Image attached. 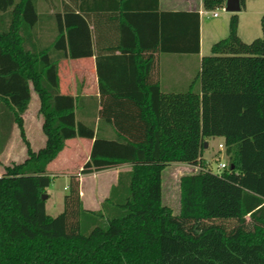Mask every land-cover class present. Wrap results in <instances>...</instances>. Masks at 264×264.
Wrapping results in <instances>:
<instances>
[{
    "label": "trees",
    "instance_id": "trees-1",
    "mask_svg": "<svg viewBox=\"0 0 264 264\" xmlns=\"http://www.w3.org/2000/svg\"><path fill=\"white\" fill-rule=\"evenodd\" d=\"M225 4L203 0L207 11ZM135 14L121 13L118 48L139 56L131 77L138 90L105 91L99 71L102 94L123 95L135 106L83 109L81 96L62 94L59 63L94 54L89 13H57L55 42L37 47L28 40L41 18L36 0H0V264H264V15L263 35L246 42L232 14L229 35L201 60L196 87L166 92L148 83L153 53L140 55L178 49L150 42ZM194 16L196 45L183 52L200 53L199 12ZM33 91L46 138L38 150L24 118ZM98 117L115 137L85 120ZM15 126L27 158L4 166ZM77 137L94 140L90 158L71 176L64 211L51 216L43 198L55 178L48 166ZM214 137L224 138L229 157L216 173L204 157ZM173 163L199 167L180 178L178 214L163 202V171ZM124 164L130 169L120 171L101 208L87 209L80 175Z\"/></svg>",
    "mask_w": 264,
    "mask_h": 264
},
{
    "label": "crops",
    "instance_id": "crops-1",
    "mask_svg": "<svg viewBox=\"0 0 264 264\" xmlns=\"http://www.w3.org/2000/svg\"><path fill=\"white\" fill-rule=\"evenodd\" d=\"M36 8L41 18L34 28L28 31V40L29 43H34L37 47L48 43L53 45L55 42L59 25L57 13L63 14L66 11L89 13L88 20L92 30L94 54L81 58H64L60 61V90L62 94L81 96L83 109L97 106L99 110L105 106L117 109L126 106L134 107L136 104L132 99L123 95L117 96L108 92L102 94L100 89L99 71L101 70L105 79V91L138 90L135 80L133 81L131 78L136 72L133 60L137 55L134 54V57L131 56L132 54L123 55L118 48V45L124 41V34L121 31V13H136L135 17L139 20L138 25L147 29L150 42L158 41L160 46L165 49H178H161L140 55L142 59L153 56L155 63L150 72L148 83H158L166 92H180L193 86L196 87V76L201 60L207 56L204 48L206 37L210 40L212 51L216 42L225 37L226 33L229 35L231 18L221 17L220 14L217 16L207 15L210 13L204 9L203 0H36ZM198 12L200 14V53L183 52L180 48H195L196 22L194 14ZM206 15L207 18H213V23H209V21L205 23ZM84 16L87 17L86 14ZM130 42L131 39L128 40V43ZM151 53H153L152 56ZM108 85H111L113 89H108L106 87ZM25 115L24 118H26ZM85 120H93L96 132L101 136L108 138L116 136L114 127L99 117ZM27 122L28 119H25L26 128ZM38 123L41 134L43 119H39ZM14 135L13 131L12 138L6 146L7 156H15L17 149L21 155L26 156L27 146L24 144L20 147L17 144L16 147ZM27 136L32 144L29 131ZM41 138L42 136L40 142ZM43 138L45 143V135ZM220 138H222L221 144H223L224 138ZM93 143V139L82 137L68 140L65 145L67 149L64 147L58 158L49 164L48 172L51 175H56V173L74 175L75 172L71 171L81 170L85 162L89 160ZM25 159L26 157L21 161ZM12 160L17 161L14 158ZM73 164L76 165L71 168ZM171 165L178 171L191 166L186 163ZM129 169L130 165L124 164L117 168L81 175V195L84 206L87 209L99 210L111 188L117 184L120 171Z\"/></svg>",
    "mask_w": 264,
    "mask_h": 264
},
{
    "label": "rangeland",
    "instance_id": "rangeland-1",
    "mask_svg": "<svg viewBox=\"0 0 264 264\" xmlns=\"http://www.w3.org/2000/svg\"><path fill=\"white\" fill-rule=\"evenodd\" d=\"M214 12H218V14L221 15V17H231L232 14L228 12L225 8L217 9L214 11H209L210 14H207L211 16ZM240 16V25H239V34L240 37L246 41L251 42L256 38H259L263 35L262 26H261V18L264 15V0H246L245 6L242 8L240 12L237 13ZM205 16V23L209 21V23H213V18H207L208 16ZM215 19V18H214ZM228 36V33H226L225 37ZM222 38V37H221ZM222 38V39H223ZM210 40L206 37L205 40V51L207 55H211L212 51L210 49ZM33 100L31 101L30 108L28 110V113L25 115V119H28L27 122V135L28 131L32 139L33 147L38 149L41 148L45 143L43 142V131L40 134V129L38 126L39 119H43L39 113L38 108L40 105L39 96L38 94L33 91ZM42 124V121H41ZM15 132V141L14 144L17 147V144L22 147L24 146V141L22 140L20 136V132L17 126L14 128ZM41 138V142L40 137ZM13 137V138H14ZM46 141V139H45ZM222 138L220 137H214L209 140V145L206 147L204 152V157L208 163V167L213 170L215 173L220 172V164L225 162L229 164V157L226 154V149L221 148L220 144L222 143ZM67 149V147H65ZM6 147L2 154V160L3 164L8 165L9 163L16 161L12 160V158L17 159L18 162H20L23 158H27V154L21 155L19 152V149L16 150L15 156L8 157L6 153ZM55 165V164H54ZM76 164H73L71 168H73ZM190 168V167H189ZM2 171L4 172V168H2ZM79 171H71L75 172L74 174L79 173ZM176 171V172H175ZM175 172V173H174ZM195 171H190L189 169H179L176 170L175 167L172 165L167 166L163 171V202L166 205H169L174 213L178 214L180 212L181 207V190H180V178L182 175L186 173H192ZM174 173V174H173ZM54 175V174H53ZM84 175V174H82ZM54 181L51 184V186L48 188L47 193L44 195H47V212L51 216H57L60 213L64 211V199L66 194L69 192V185L71 181V175H66L64 173H60L54 175ZM81 177V175H80ZM79 177V179H80ZM81 181V180H80Z\"/></svg>",
    "mask_w": 264,
    "mask_h": 264
},
{
    "label": "water",
    "instance_id": "water-1",
    "mask_svg": "<svg viewBox=\"0 0 264 264\" xmlns=\"http://www.w3.org/2000/svg\"><path fill=\"white\" fill-rule=\"evenodd\" d=\"M242 0H226L225 9L231 13H238L242 10ZM208 141L205 143V146L208 147ZM47 195H43V198L46 199Z\"/></svg>",
    "mask_w": 264,
    "mask_h": 264
},
{
    "label": "built area",
    "instance_id": "built-area-1",
    "mask_svg": "<svg viewBox=\"0 0 264 264\" xmlns=\"http://www.w3.org/2000/svg\"><path fill=\"white\" fill-rule=\"evenodd\" d=\"M225 7H223V9H224ZM213 15L214 16H217L218 15V12H214L213 13ZM220 147L221 148H224V144H220ZM228 166V164L227 163H225V162H223V163H221L220 164V171L221 170H223V169H225L226 167ZM190 171H195V172H197L198 171V169H199V167L198 166H190V168H188ZM193 173V172H192Z\"/></svg>",
    "mask_w": 264,
    "mask_h": 264
}]
</instances>
